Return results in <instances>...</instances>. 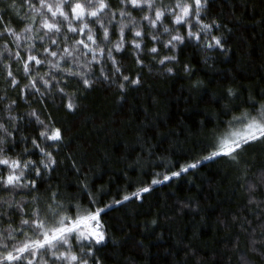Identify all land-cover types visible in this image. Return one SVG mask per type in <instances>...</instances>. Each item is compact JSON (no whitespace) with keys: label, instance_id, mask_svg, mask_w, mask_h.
I'll list each match as a JSON object with an SVG mask.
<instances>
[{"label":"trees","instance_id":"16d2710c","mask_svg":"<svg viewBox=\"0 0 264 264\" xmlns=\"http://www.w3.org/2000/svg\"><path fill=\"white\" fill-rule=\"evenodd\" d=\"M110 2L116 5L118 0ZM175 2L164 0L165 4ZM143 14L132 11L137 20ZM201 23L219 27L201 33V39L196 41L187 38L186 27L173 25L171 17H166L163 26L171 28L172 35L179 32L185 36L184 43L172 49L164 47L170 36L163 33V27L153 30L143 22L136 28L125 29L124 50L113 55L123 75L132 80L139 76L140 83H126L124 91L117 87L123 81L108 60L103 67L110 79L101 75V64H93L91 78L95 82L88 91L81 89L78 79L50 69L48 64L39 67V75L51 71L61 81L59 87H64L67 80L65 91L76 92L78 96L75 113L63 107L66 101L55 86L46 91L38 84L39 93L22 92L37 73L33 65L32 75L26 77L22 68L27 56L24 49L31 42L21 40L19 51L23 59L16 61L7 58L3 47L8 43L14 54L18 49L13 37L0 38V53L4 57L0 60V97L8 96L0 101V118L8 115L3 110L12 101H16V106L11 115L21 118L19 131L14 133V145L10 143L7 155L15 158L27 148L29 154L23 159L37 162L43 159L31 144V139L42 130L27 115L33 110L40 120L48 123L51 118L56 127L66 130L63 144L47 147L38 141L53 153L57 165L54 172L45 173L42 179L28 176L30 180L36 179L39 187V193L32 195L46 197L51 187L62 194L75 195L87 207L91 193L97 200L95 206L104 207L139 188H151L139 199L115 205L102 214L106 241L95 248L100 264H264V145L247 148L239 163L228 158L202 161L179 177L151 184L153 179L162 180L164 175L179 171L182 165L210 154L212 149L206 145L213 132L222 131L220 122L230 119V115H224L226 108L239 115L251 109L250 97L264 103V0H207ZM193 24L192 31H200L194 19ZM11 26L20 32L24 22L13 16ZM90 26L99 42L102 32L94 24ZM136 30L145 33L143 39L136 41L143 46L139 56L142 64L137 63L131 47ZM65 35L70 37L69 44L81 39L79 35ZM152 35L161 42L153 41ZM212 36L222 37L224 50L207 47L213 43ZM118 38V28L110 29L111 41L114 43ZM59 39L62 50L65 45L63 38ZM49 46L50 41L41 44L37 39L36 51L31 54L38 55ZM153 47L158 49L157 53H150ZM57 50L52 47V51ZM166 56H175L176 60L160 64ZM7 63H11L20 82L16 89L5 80L3 65ZM60 67L80 71L70 63L61 62ZM169 68L173 69L171 73L167 71ZM228 89L236 95L229 97ZM22 137L28 138L27 142ZM73 162L79 171L73 168ZM13 196L16 201L31 200L26 191L0 192L3 198ZM33 207L29 203L25 211ZM20 219L13 214L11 221H0V230L18 228ZM23 239L17 236V240Z\"/></svg>","mask_w":264,"mask_h":264},{"label":"snow or ice","instance_id":"6c2138e0","mask_svg":"<svg viewBox=\"0 0 264 264\" xmlns=\"http://www.w3.org/2000/svg\"><path fill=\"white\" fill-rule=\"evenodd\" d=\"M207 0H176L174 4H165L164 0H118L113 5L110 0H0V38L4 36L13 37L17 51L13 54L8 46L4 44V51L8 54L9 60L20 61L23 58L19 49L21 40L31 42L25 50L27 56L23 59V72L25 76H31V68L34 65L37 69L35 78L25 85L22 92L26 94L39 93L42 85L46 91L56 87L57 93L66 102L63 107L71 113H75L79 107L76 92L68 93L65 87L68 86L67 80L64 87L58 85L61 81L55 79V75L50 71L45 76H40L39 67L48 64L50 69L62 71L68 78L79 80L81 89L88 91L92 89L94 80L91 78L93 73L91 66L101 64V75L105 80L110 77L105 75L103 62L111 61L114 73L117 74L122 83L117 85L121 91L126 90V83L139 85L140 78L132 80L129 76L123 75L118 62L113 55L114 52H122L125 47V29L136 28L138 24L147 22L153 30L163 27V33L169 34L170 39L164 43L165 48H175L183 44L185 36L177 32L172 35V29L163 26L164 19L171 17V23L176 26L186 27L187 38L199 41L201 33L209 31L212 27L219 25L202 24L201 13L206 7ZM144 13L139 20L133 15L132 11ZM23 12V15L21 14ZM15 16L18 22H24V27L17 32L11 26V19ZM195 24L200 25V31L193 32ZM127 21L125 23L124 21ZM90 24H94L101 32L102 38L97 41L96 32ZM118 28L119 38L113 43L110 39V29ZM71 36L79 35L81 39L74 40L69 44ZM37 34H42L37 36ZM145 33L141 30L133 32L131 47L135 50L138 64L142 44L137 43V39H143ZM55 37V38H54ZM63 38L64 47L60 50V39ZM155 42H161L157 36L150 37ZM39 39L41 44L45 40L50 41L49 47H44L43 52L38 55L31 53L36 51L35 43ZM213 43L207 47H216L224 50L222 37L212 36ZM111 44V47L108 45ZM91 45V46H90ZM103 45V46H102ZM55 46L58 50L52 51ZM150 53H157L156 47L151 48ZM39 56L45 57L40 59ZM91 56V59H87ZM3 53H0L2 60ZM83 60V63L80 61ZM176 57H164L159 61L164 64L166 61H175ZM70 63L80 68V71H73L71 68L61 69L60 65ZM6 71L5 80L12 89L19 87L20 82L15 78L11 63L3 65ZM172 72L173 69H167ZM185 71H189L185 67ZM48 77V78H45ZM43 93L41 96L43 97ZM229 97L235 96L232 89H228ZM8 96L5 94L0 97V101H5ZM251 101V109L243 110L239 115H234L231 108H226L224 115H230V119L221 121L222 131H214L206 147L211 148L207 156H203L194 163H186L180 167L179 171L171 172V175H164L163 179H153L152 185L163 184L173 177H179L182 173H187L189 169H195L202 161L214 160L216 158H228L234 163H239V158L244 151L253 145H264V103L255 100ZM16 101H12L4 108L7 116L0 118V192H10L18 194L26 191L31 200L16 201L12 198L0 197V221L5 219L11 221L13 214H18L21 219L18 228L8 227L0 230V264H100L96 257V246L102 245L106 241V229L101 219L108 209L115 205L123 204L133 198L139 199L143 193H148L150 187L139 188L130 195H124L122 199L114 200L113 203L104 207H96V198L88 194V206L85 207L75 195L62 194L59 189L52 190L49 187L46 197L32 195L39 193L36 179H28L29 175L43 178L45 173L51 174L55 171L57 159L52 152L46 151L38 141H43L47 147L54 144H63L66 130L56 127V121L49 118V122L40 120L38 113L33 110L27 115L40 125L42 130L38 136L31 139L33 149L39 151L43 159L39 162L23 159L25 154H29L27 148L19 153L15 158L7 153L10 150V143L14 145V133L19 131V116L11 115ZM11 126V130H10ZM22 139L27 142L26 137ZM50 142V143H49ZM56 151H59L57 148ZM75 169V162H73ZM43 171H42V170ZM79 171V169H75ZM159 175V174H157ZM87 189V185H84ZM250 191L253 186H249ZM252 203L253 201H249ZM34 207L25 211L27 204ZM27 216L25 219L23 217ZM27 229V231H25ZM29 232L31 235H29ZM24 237L17 240V236ZM75 241V244L72 243Z\"/></svg>","mask_w":264,"mask_h":264}]
</instances>
